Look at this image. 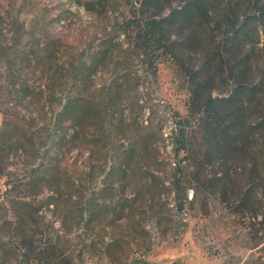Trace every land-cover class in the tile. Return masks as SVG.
I'll list each match as a JSON object with an SVG mask.
<instances>
[{"label":"rangeland","instance_id":"1","mask_svg":"<svg viewBox=\"0 0 264 264\" xmlns=\"http://www.w3.org/2000/svg\"><path fill=\"white\" fill-rule=\"evenodd\" d=\"M227 3L206 0L210 14L143 55L122 30L137 24L132 0H0V264H264V69L257 48L213 42ZM111 40L114 55L75 81L83 51L89 65ZM81 85L109 112L56 121ZM178 143L204 146L189 158Z\"/></svg>","mask_w":264,"mask_h":264},{"label":"trees","instance_id":"2","mask_svg":"<svg viewBox=\"0 0 264 264\" xmlns=\"http://www.w3.org/2000/svg\"><path fill=\"white\" fill-rule=\"evenodd\" d=\"M134 5L133 11L134 16L136 17L137 24L132 25L131 27H124L123 33L127 36L126 40V49L129 51H134L137 54H143L142 51H139L141 47H148L150 43H153L155 47L158 46V43L162 40V35L164 31L173 30L175 33V37L179 38L180 36L176 33L185 21L194 20L196 17L202 15H208L212 12L210 8L206 5V0H179L175 6L171 7L169 11L163 17H155L151 11H149L148 1H156L160 0H132ZM88 2V1H86ZM247 3L250 5L248 12L251 15V18L245 23L240 22V14L239 10V1L238 0H228L226 4V9L230 10L229 17L232 18L230 21V28L227 29L225 33V38L220 37V40H216V38H212L213 42L217 43V47L221 42L222 47L230 46L232 47H246L247 49L261 51L259 60H261L262 69H264V0H247ZM147 4V7H146ZM247 26V28L255 29V37L253 35L248 34V31L244 34H241L239 30L243 26ZM175 29V31H174ZM196 33L194 28H188L187 34L189 36ZM161 36V37H160ZM106 47H104L99 55L92 56L94 61H90L89 65L86 64V61L89 60L88 53L86 50L83 51L82 55H80L79 59L75 61V65L73 66L72 77L73 79L80 80L81 82L89 76L91 69L94 65L102 64L107 60L108 57H112L114 55V42L111 40ZM160 47L156 49L155 52L158 54ZM153 55L156 58L157 55ZM256 59V58H254ZM156 67L153 66V69ZM223 68V66H222ZM193 69V68H192ZM203 70L202 67H198V71ZM205 78L212 79L214 78V71L212 68L204 69ZM119 77L115 76L108 83L106 87H104V92L109 93L111 87L114 83L118 82ZM84 87L81 85L75 95L66 97L65 100L61 103L59 111L56 113V121H60V119L66 117L65 114L67 112L73 113L71 114L72 118L77 122H80L86 115L87 111H93L96 114L100 112H109L110 106V97H102L100 101H93L90 97H86L82 90ZM198 89V88H197ZM191 92H194V89L191 88ZM234 96V91H231L227 97L221 98L220 100H228ZM217 97H213L209 95L204 101L205 107H210L212 103L216 101ZM204 107V108H205ZM198 110L200 111L201 109ZM231 144V143H225ZM217 149L216 152H219L221 155L220 158L223 160L230 156V153L234 152V150L230 151L225 148V150L221 151V146L224 143H216ZM204 143H178L176 148V153L178 150H183L187 157H193L200 153L201 149H203ZM226 160V159H225ZM186 195V194H185ZM193 195V192H192ZM178 206L181 208L180 200H178Z\"/></svg>","mask_w":264,"mask_h":264},{"label":"built area","instance_id":"3","mask_svg":"<svg viewBox=\"0 0 264 264\" xmlns=\"http://www.w3.org/2000/svg\"><path fill=\"white\" fill-rule=\"evenodd\" d=\"M188 197H189V198H192V191H189V193H188ZM173 202H174V201L170 198V203H169V204H170L171 206H174V203H173Z\"/></svg>","mask_w":264,"mask_h":264}]
</instances>
